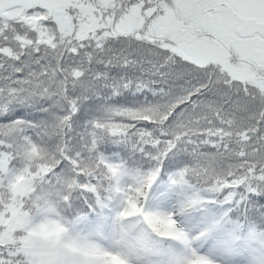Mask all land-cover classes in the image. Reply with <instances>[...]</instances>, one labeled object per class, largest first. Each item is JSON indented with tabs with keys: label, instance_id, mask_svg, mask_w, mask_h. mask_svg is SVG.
Wrapping results in <instances>:
<instances>
[{
	"label": "snow or ice",
	"instance_id": "obj_1",
	"mask_svg": "<svg viewBox=\"0 0 264 264\" xmlns=\"http://www.w3.org/2000/svg\"><path fill=\"white\" fill-rule=\"evenodd\" d=\"M0 264H264V0H0Z\"/></svg>",
	"mask_w": 264,
	"mask_h": 264
}]
</instances>
